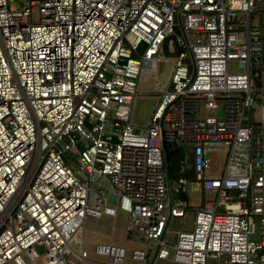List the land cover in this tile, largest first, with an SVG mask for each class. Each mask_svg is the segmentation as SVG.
Wrapping results in <instances>:
<instances>
[{
	"label": "built area",
	"instance_id": "2783aa9c",
	"mask_svg": "<svg viewBox=\"0 0 264 264\" xmlns=\"http://www.w3.org/2000/svg\"><path fill=\"white\" fill-rule=\"evenodd\" d=\"M256 11L264 0H0V264H124L129 248L113 234L94 250L106 263L85 247L88 217L113 218L114 233L119 210L141 264H264ZM166 45L171 81L138 128L139 77L155 72ZM166 141L182 148L185 184L191 149L194 180L214 196L173 243L169 223L189 209L173 203ZM231 192L242 199L220 213Z\"/></svg>",
	"mask_w": 264,
	"mask_h": 264
},
{
	"label": "rangeland",
	"instance_id": "374dc122",
	"mask_svg": "<svg viewBox=\"0 0 264 264\" xmlns=\"http://www.w3.org/2000/svg\"><path fill=\"white\" fill-rule=\"evenodd\" d=\"M251 22L254 25H259L264 23V13L261 11H256L252 14ZM176 33L182 34L179 27H176ZM166 58H160L156 61L155 72H142L139 77L138 94L134 100L132 107L131 122L134 126L138 128H146L150 124L151 116L157 107L161 94L168 87L174 68V61L171 59L175 55L174 47H165L164 53ZM234 69V68H232ZM205 113V112H203ZM185 145V144H184ZM173 149L177 150L180 158L177 167V172L175 176L171 177L172 185V200L173 203L180 207H187L189 212L185 218H173L169 223V234H167V239L170 243H173L176 232L183 230H193L194 219H195V209L202 204L203 199L214 197L210 191H204L202 186L195 180H190L189 184L186 185L183 177V169L185 168L184 156L182 153V148L174 144ZM179 194H185L187 196L185 201L180 202L177 200ZM243 194L240 192H231L228 199L222 198V206L219 208L220 213H225L234 210L238 202L242 199ZM229 201V202H228ZM231 203V206H227ZM190 205V207H188ZM114 219L109 217L93 218L88 217V221L85 223V247L88 257L91 260L99 262H107V258L104 256H98L94 253L95 246L97 243H111L112 236V226ZM117 229L114 233V243L119 246H127L129 249L127 251V258L124 264H141L131 258V250L133 247V236L129 237V242L126 244V232L123 227L129 225V214L125 211L119 210L118 218L116 221ZM256 234L252 235V239L259 237V224H256ZM37 251L41 254L40 263H44L47 260L44 246H36ZM71 258H73L71 256ZM77 261L75 258H73ZM68 260V259H67ZM218 259L209 258V264H218ZM8 264H14L9 262ZM157 264H179L173 262L172 260H160ZM222 264L225 263V259L222 260Z\"/></svg>",
	"mask_w": 264,
	"mask_h": 264
},
{
	"label": "trees",
	"instance_id": "16d2710c",
	"mask_svg": "<svg viewBox=\"0 0 264 264\" xmlns=\"http://www.w3.org/2000/svg\"><path fill=\"white\" fill-rule=\"evenodd\" d=\"M174 144L175 143L173 142H167V141L164 144L166 156H167V162L169 166L170 177L175 176V173L177 172L176 170L179 164V158H180L178 151L173 149ZM184 161H185V158H184ZM183 197L185 196L183 195Z\"/></svg>",
	"mask_w": 264,
	"mask_h": 264
},
{
	"label": "water",
	"instance_id": "95a60500",
	"mask_svg": "<svg viewBox=\"0 0 264 264\" xmlns=\"http://www.w3.org/2000/svg\"><path fill=\"white\" fill-rule=\"evenodd\" d=\"M187 154V160H189V164L188 167L186 169V172L184 174V176L187 179H194L195 178V171H194V153L191 149H188L185 151Z\"/></svg>",
	"mask_w": 264,
	"mask_h": 264
},
{
	"label": "crops",
	"instance_id": "0c3cea01",
	"mask_svg": "<svg viewBox=\"0 0 264 264\" xmlns=\"http://www.w3.org/2000/svg\"><path fill=\"white\" fill-rule=\"evenodd\" d=\"M219 172V171H218ZM191 180V179H190ZM192 180H194V179H192ZM188 184H189V182H188ZM187 184V185H188ZM206 192V191H205ZM212 194V193H211ZM183 195L185 196V197H183ZM188 198H187V196L185 195V194H179L178 195V197H177V200H179L180 202H183V201H185L186 202V200H187ZM203 201H205L204 199H203ZM202 201V202H203ZM186 203H188V202H186ZM200 206V205H199ZM188 207H190V205L188 206ZM105 217V216H104ZM106 217H109V216H106ZM109 218H111V217H109ZM113 219V218H112ZM128 227V226H127ZM127 227H123L124 228V230L127 228ZM168 228H169V226H168ZM116 231V230H115ZM115 231H114V233H115ZM125 232H126V230H125ZM114 233L112 232V234L114 235ZM131 236V235H130ZM129 236V237H130ZM129 237H128V235H127V232H126V239L128 240H126V244H128V242H129ZM133 239H135V238H133ZM135 244H133V246H134Z\"/></svg>",
	"mask_w": 264,
	"mask_h": 264
}]
</instances>
